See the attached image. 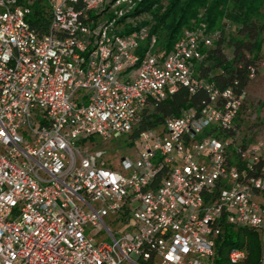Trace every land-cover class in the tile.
I'll return each instance as SVG.
<instances>
[{"label": "built area", "instance_id": "2783aa9c", "mask_svg": "<svg viewBox=\"0 0 264 264\" xmlns=\"http://www.w3.org/2000/svg\"><path fill=\"white\" fill-rule=\"evenodd\" d=\"M141 2L0 0V264H218L227 230L256 231L264 264V142L243 134L246 88L207 79L220 34L201 15L165 54ZM179 89L191 106L140 132L134 159L114 169L90 147L130 138Z\"/></svg>", "mask_w": 264, "mask_h": 264}, {"label": "trees", "instance_id": "16d2710c", "mask_svg": "<svg viewBox=\"0 0 264 264\" xmlns=\"http://www.w3.org/2000/svg\"><path fill=\"white\" fill-rule=\"evenodd\" d=\"M165 8L160 6L161 0H142L139 8L149 12L153 17L154 24L151 27V33L158 38L159 50L165 54L171 51L174 44L180 39L182 29L188 18H192L191 12L196 11L201 15V21L207 26L209 32L214 31L222 20L232 22L238 34H243L241 40H234L232 44L233 55L230 62L224 64L220 74L211 77L207 74L209 82L217 87H225L237 81L242 87L246 88L248 82L247 68L249 65L238 66L241 52L247 39L252 35V29H255L251 23L257 19H264L261 13L264 8V0H166ZM154 6V8H153ZM153 8V9H152ZM196 19H198L196 17ZM32 29L40 35L47 30L49 23V12L44 8H36L29 18ZM215 41L213 47L207 52V60H210L212 54L220 48L221 36ZM215 47V48H214ZM262 41L256 38L253 44V50L256 56L260 53ZM255 56V57H256ZM205 61V62H206ZM216 65L220 63L216 61ZM192 98L185 89H179L178 92L166 99L153 112L157 116L150 115L142 120L138 130L130 136V141H134L138 134L151 127L161 126L164 119L169 117H178L182 110L191 106ZM159 116V117H158ZM244 248L247 255L241 264H259L261 257L260 240L256 231H238L231 230L225 232V237L220 245V255L217 259L218 264H229L226 259L227 252L233 248Z\"/></svg>", "mask_w": 264, "mask_h": 264}, {"label": "rangeland", "instance_id": "374dc122", "mask_svg": "<svg viewBox=\"0 0 264 264\" xmlns=\"http://www.w3.org/2000/svg\"><path fill=\"white\" fill-rule=\"evenodd\" d=\"M141 1V0H139ZM261 13L264 14V8ZM192 18H188L185 22L184 29L190 28L198 14L196 11L190 13ZM232 22L222 20L221 24L212 31V33H223L220 41V48L216 53L212 54L210 60L206 61L203 66V70L206 73L214 77L220 74L222 66L231 61L233 55L232 44L233 41L241 40L243 34H238ZM255 29H252V35L250 39L245 42L244 50L240 54L238 66L249 65L253 67L255 75L252 79L248 78L246 84V91L248 95V101L246 108L251 112V119L247 120L243 125V134L249 140L256 142H264V19H257L251 22ZM258 38L262 41V48L260 53L256 56L253 50L254 40ZM215 48V47H214ZM256 56V57H255ZM216 61L220 63V66L216 65ZM199 71V68H195ZM150 115L157 116V113L149 111ZM159 117V116H158ZM93 150L101 151L105 154V160L109 162L110 166L114 169H118L119 162L124 157L134 159L136 156V145L127 139L113 141L110 144H102L97 138H93L89 143ZM87 144V145H89Z\"/></svg>", "mask_w": 264, "mask_h": 264}]
</instances>
